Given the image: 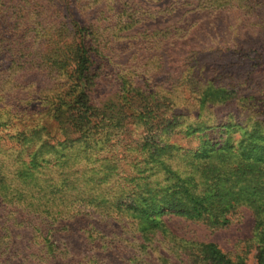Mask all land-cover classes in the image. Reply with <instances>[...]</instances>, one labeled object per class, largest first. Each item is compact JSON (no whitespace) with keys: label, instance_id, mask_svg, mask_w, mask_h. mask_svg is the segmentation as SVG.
<instances>
[{"label":"trees","instance_id":"obj_1","mask_svg":"<svg viewBox=\"0 0 264 264\" xmlns=\"http://www.w3.org/2000/svg\"><path fill=\"white\" fill-rule=\"evenodd\" d=\"M260 4L213 0L194 12L243 11L264 35ZM49 6L62 21L42 35L47 27L32 19L46 16L48 5H0V62L19 66L11 88L18 94L15 79L26 70L41 84L30 99L0 94V129L7 131L0 204L29 231L37 263L150 264L154 257L158 264H248L251 250L254 264H264V121L254 116L242 126L231 118L210 125L199 118L200 111L238 101L259 109L264 88L196 63L185 81L194 97L188 108L198 111L188 114L164 84L149 83L146 65L126 67L111 57L113 41L98 26L72 15L68 5ZM30 32L39 39L30 42ZM146 33L172 36L169 29ZM159 69L163 74L162 63ZM241 209L252 214V237L233 256L214 243L179 237L164 222L176 217L219 231ZM64 236L86 254L69 252ZM13 244L10 228L0 227V264H11Z\"/></svg>","mask_w":264,"mask_h":264},{"label":"rangeland","instance_id":"obj_2","mask_svg":"<svg viewBox=\"0 0 264 264\" xmlns=\"http://www.w3.org/2000/svg\"><path fill=\"white\" fill-rule=\"evenodd\" d=\"M212 1L0 0V5H48L49 13L46 16L32 19L33 23L41 22L47 27L43 30L42 35L47 32L48 28L57 29L60 21H62V15L57 14L56 17V13L52 12L49 5H68V10L71 11L72 15L77 14L82 20L94 23L101 29L100 34H102L103 39L107 38L108 41H113V44L109 45L110 51L108 50L112 55L111 57L117 59L116 61H122L123 65L127 63L126 67L146 65L145 71L149 83L155 78L157 83L164 84L163 89L172 91L171 94L180 110L183 109L186 113L197 116V107L188 108L192 101H188V99L194 97L188 93L189 87L192 89V86H188L187 81H185L196 63L194 67L234 72L237 75L235 77L239 78L241 83H247L250 87L264 88V35L254 31L258 29L250 27L248 21L253 23L254 20H247L243 11L218 9L208 14L199 11L194 12L197 5H211ZM258 1L261 3L258 6L260 8L259 16L264 22V0ZM65 9L63 10L64 15H66ZM148 13H157L156 18L153 21L135 24L128 31L124 30L131 21H137L139 18L144 20L145 14ZM21 14H17V16L20 17ZM66 20L69 21V19ZM102 27L105 28L104 31ZM168 29L172 36L157 34L145 38L141 35L144 32L150 34L153 31L156 33L165 32ZM175 30L177 31L175 32ZM237 34L239 38L235 36ZM26 36L32 42L36 34L30 32ZM119 37L129 39L122 42L121 39H117ZM237 49H244L249 52L231 53L232 50ZM157 57H161V60L157 61ZM161 63L163 74H159ZM18 69L19 66L0 62V73L2 74L0 75V80H2L0 94L5 95L7 91H10L14 97L19 95L21 98L30 99L32 92L36 91L41 84H37V76L32 71H23L15 79L14 85L18 90V94H16L11 88V81L13 80L11 75L16 73L15 71ZM257 106L259 109H255L254 105L249 102L245 104L238 101L226 107H210L205 111H200L199 118L202 122L210 125L216 121L231 118V121L242 126L246 119L254 116L264 121V110H262L264 100ZM5 120L6 118L2 119V121ZM4 130V127L0 129L2 131L0 137L4 139L0 140V148H3L7 138L4 136L7 131ZM16 217L18 215H14L10 207H4L0 204V227L1 229L10 228L14 237V244L11 248V264H38L33 256L36 247L30 243V233L27 229L19 227L15 220ZM164 222L175 235L186 240L214 243L224 253L232 256L245 250V243L252 237L253 231L252 214L247 209H241L234 217L232 224L219 231H210L204 225L185 222L176 217H166ZM105 230L108 231L107 228ZM63 243L71 253H76L81 257L86 254V249L74 239L64 236ZM158 247L165 251L166 246L164 244H160ZM125 251L128 250L124 249L123 252ZM247 256L248 264H254V252L249 250ZM108 261L106 260L105 263L107 264ZM149 263L158 264L154 257Z\"/></svg>","mask_w":264,"mask_h":264}]
</instances>
